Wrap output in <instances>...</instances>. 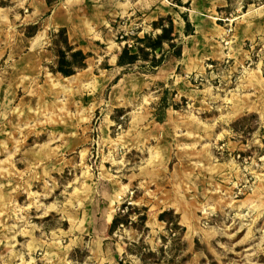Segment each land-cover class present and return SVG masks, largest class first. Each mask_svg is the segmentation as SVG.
I'll return each instance as SVG.
<instances>
[{
	"label": "rangeland",
	"instance_id": "374dc122",
	"mask_svg": "<svg viewBox=\"0 0 264 264\" xmlns=\"http://www.w3.org/2000/svg\"><path fill=\"white\" fill-rule=\"evenodd\" d=\"M0 264H264V0H0Z\"/></svg>",
	"mask_w": 264,
	"mask_h": 264
},
{
	"label": "trees",
	"instance_id": "16d2710c",
	"mask_svg": "<svg viewBox=\"0 0 264 264\" xmlns=\"http://www.w3.org/2000/svg\"><path fill=\"white\" fill-rule=\"evenodd\" d=\"M188 27V23H187ZM57 37V41H55V45H57V65L56 68L53 69V73H59L64 77L73 75L77 70L84 69L86 67V58L87 55L83 53L80 49H75L68 40L67 33L65 28H59L57 33L55 34ZM145 44V47L150 48L151 50L155 51L156 49L161 48L162 43L164 41H170V38L167 37V32L165 29L162 28V33L156 36L154 39H143L141 40ZM139 51H143L142 48H139ZM130 51L127 48H124L121 54L118 57L117 64L119 66H123L126 64L134 63L137 59L136 54H130ZM176 54V53H175ZM179 56V55H178ZM125 217V216H124ZM124 217L115 216L112 220L110 228L112 230L119 227V225H126L128 221ZM169 217V218H168ZM145 219V216L141 217V220ZM159 219L166 222L172 223L174 226H177V219L176 215H173L171 211L163 212Z\"/></svg>",
	"mask_w": 264,
	"mask_h": 264
},
{
	"label": "built area",
	"instance_id": "2783aa9c",
	"mask_svg": "<svg viewBox=\"0 0 264 264\" xmlns=\"http://www.w3.org/2000/svg\"><path fill=\"white\" fill-rule=\"evenodd\" d=\"M135 33L136 32L133 29H131L127 33L125 32L124 34L120 35V39H121V42H122L124 48H127L129 50L132 47H134L135 40H134L133 36Z\"/></svg>",
	"mask_w": 264,
	"mask_h": 264
},
{
	"label": "crops",
	"instance_id": "0c3cea01",
	"mask_svg": "<svg viewBox=\"0 0 264 264\" xmlns=\"http://www.w3.org/2000/svg\"><path fill=\"white\" fill-rule=\"evenodd\" d=\"M188 26H189V24H188ZM193 32H194V31H193ZM191 34H192V33H191ZM81 51H82V50H81ZM187 51H188V50H187V47H186V49L182 48V52H181V55H180V56L182 57V56H184L185 54H187ZM82 52H83V51H82ZM180 56H179V57H180ZM87 58H88V56H87ZM87 58H86V60H87ZM86 60H85V62H86ZM114 60H115V62H116L115 64L118 65V64H117V60H118L117 56L114 57Z\"/></svg>",
	"mask_w": 264,
	"mask_h": 264
}]
</instances>
